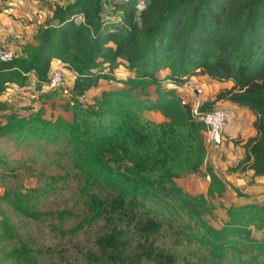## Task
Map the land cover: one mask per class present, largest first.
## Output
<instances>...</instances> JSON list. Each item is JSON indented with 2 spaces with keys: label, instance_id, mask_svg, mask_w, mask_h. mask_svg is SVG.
<instances>
[{
  "label": "trees",
  "instance_id": "trees-1",
  "mask_svg": "<svg viewBox=\"0 0 264 264\" xmlns=\"http://www.w3.org/2000/svg\"><path fill=\"white\" fill-rule=\"evenodd\" d=\"M138 3L124 0L109 9L105 0L57 3L48 24L38 28L37 42L23 44L12 60H0V108L10 84L23 86L31 74L47 83L51 63L59 59L76 73L71 96L56 88L44 90L39 99L64 100L63 109L73 118H46L44 107L13 114L0 124V139L71 147L91 202L84 222L115 221L97 237V250L87 254L85 264L264 262V239L254 236L264 230V203L228 207L221 228L205 220L208 199L223 197L226 183L208 164L202 168L208 154L206 124L157 75L167 70L166 78L178 86L198 75L233 82L200 109L229 100L256 115V135L243 144L236 168L264 176V0H146L141 12ZM120 12L122 19L109 18ZM122 62L135 73L131 88L105 90L94 104H81L78 96L101 79H112ZM105 64L109 72L103 71ZM151 87L155 99L135 92ZM150 110L160 111L165 120L151 119ZM194 174L210 177L206 194L193 196L179 186L177 179ZM30 198L0 196L18 213L37 218ZM57 229L64 234L62 223ZM16 235L11 220L0 217V264H41L34 251L16 243ZM167 235L174 237L172 245L159 247L156 239ZM186 246L211 259L192 254L182 259Z\"/></svg>",
  "mask_w": 264,
  "mask_h": 264
},
{
  "label": "rangeland",
  "instance_id": "rangeland-1",
  "mask_svg": "<svg viewBox=\"0 0 264 264\" xmlns=\"http://www.w3.org/2000/svg\"><path fill=\"white\" fill-rule=\"evenodd\" d=\"M68 1L41 0L37 7L45 9L46 15L44 21L37 19L42 22L39 27L48 24L57 3L66 4ZM122 1L124 0H105L104 6L109 9L113 4ZM37 7L35 6L32 11ZM32 16L34 17V15ZM118 17L123 18L122 12L113 14L109 18L118 19ZM127 67L125 68L127 69ZM123 75L120 74L121 77L118 80L114 79V83H117L118 88H131L132 79ZM157 75L159 78H164L167 72L162 69L157 72ZM68 78L71 79L69 76ZM231 84L233 86V83ZM219 86V89H225L231 85ZM45 88H47L46 85L39 81L36 74L29 78L26 86L10 84L2 96L4 106L0 108V124H5L13 114H28L31 111H36L40 106H43L47 111L45 117L54 118L58 115L61 105L51 107V103L39 99V94ZM197 88L201 92L204 90L202 85ZM148 91L135 90L140 97L149 96ZM90 99L93 100V97ZM247 124L252 129L253 123L250 119H247ZM249 134L248 132L246 137L239 135L237 137L239 140L236 143L246 140ZM224 144V162L219 172L231 176H236V174H240L239 177L245 176L243 172L247 170L242 171L236 168L243 153L241 145L236 144L227 150L228 141ZM202 168L206 170V165ZM246 176L250 177L248 174ZM208 181V178L201 174L194 178H181L178 180V184L186 192L195 196L206 194ZM254 183L257 182L250 180L248 185ZM229 184L230 192L223 197L208 199L207 207L204 210L205 220L217 228H221L228 220L226 212L228 207L240 206L238 205L239 198L253 200L252 195L248 194L251 192L243 193L242 188L234 187L231 182ZM88 193L84 185L83 172L73 161L71 147L66 144L53 143L35 145L32 139H23L18 144L5 138L0 139V196L6 194L16 197L20 194H29L31 195L30 202L39 214L37 218L26 217L18 213L9 202L0 199V217L7 216L11 220L17 228L16 243L29 248L31 252L34 251V257L36 256L41 264H85L87 254L97 250V237L112 229L115 221L102 219L92 225L84 222V216L90 213L91 202ZM64 213L69 217L64 218L62 216ZM61 223L64 234L57 229ZM80 225L81 227H79ZM254 236L264 239V230H255ZM173 241L174 237L170 235L159 236L156 239L157 245L165 248L170 247ZM186 254H192L199 260L211 259L208 253L198 252L191 246L180 250L182 259ZM180 264L185 263L180 261ZM248 264H264V262L259 260L248 262Z\"/></svg>",
  "mask_w": 264,
  "mask_h": 264
},
{
  "label": "crops",
  "instance_id": "crops-1",
  "mask_svg": "<svg viewBox=\"0 0 264 264\" xmlns=\"http://www.w3.org/2000/svg\"><path fill=\"white\" fill-rule=\"evenodd\" d=\"M40 2L41 0H0V47L11 48L19 52L23 44L27 42H31L35 44L37 42L35 39V35H36L37 28L39 27V24H41L42 22L37 20L35 16H34L35 18L32 16L33 15L32 10L34 9L35 6L37 7ZM125 67H127L126 63L122 62L117 68L114 69L112 73L113 75L112 79H101L97 86L87 91L86 94L89 98L90 104H94L95 98L100 97L103 91L110 90V89H117L118 86H117V83H114V79L118 80L121 77L120 74H124L123 76H127L128 78H134L135 73L132 72L128 67L127 69ZM103 71L109 72L108 64L104 65ZM164 71L168 73L167 70L164 69ZM63 72L65 76L67 77L68 82L72 88L74 85L75 78H76V73L72 71L71 69L67 68L66 66L63 67ZM32 75L34 74H31L28 77V81ZM68 76L71 79H69ZM166 76L164 78L160 77L161 84L167 88H175L177 91V94L183 97L187 102H190L192 105L196 103L201 105L204 102L214 99L216 94L220 90H222L218 88L220 87L219 85L230 84L232 86L231 83H233V82H219V81L215 82L216 80L211 79L207 75H198V76L192 77L191 80L187 84L178 86L172 83L169 79H167ZM44 84L46 85V83ZM13 85H18V84H13ZM199 85H202L204 87V90L201 93H198L196 90V88L199 87ZM23 86H26V84ZM231 86L229 88H231ZM99 88L100 90H98ZM44 90H47V88H45ZM148 90H149L148 91L149 96H151L152 99H155L156 98L155 88L151 87ZM2 96H1V99H2ZM65 97L69 98L67 96ZM91 97H93V100L90 99ZM49 103H51V107H54L56 105H61V111L58 113V115H56L53 118V120H55L58 116H62L69 121L72 120L73 118L72 113L65 111L63 109L64 100H58V101L49 102ZM40 107H43V106H40ZM214 107H220V108H223L229 111L231 115V119L228 122L223 132V137H224L223 144L219 146H213V145L207 146L208 154H207L205 165L208 164L209 166H211L214 169V171L226 183L227 189L224 195L230 192L231 186L229 182L233 183L234 187H237L239 189L242 188L243 193H245L246 191L251 192L248 194L252 195L253 200L251 199L244 200L241 197L238 199V201L240 202L238 205H241L246 202L264 203V195H262V193H264V176H255L253 175V171L251 170H247L243 172L245 176L243 175L242 177H239L240 174H236V176H231V175L219 172L224 162L223 155L225 153V149H224L225 142L228 141L227 150L230 149L231 146H235L236 144L241 145V149L243 150L241 158L243 157V154H244L243 144L249 139V137L256 135V129L254 128V126L252 127V129L249 128L247 124V119H250L251 122L253 123L254 120L256 119V115L250 110L240 107L239 105L229 100L218 101L214 105ZM53 111L55 110L53 109ZM146 115L150 117L151 119L158 121V122L165 120V116L160 111L150 110L146 112ZM248 132L250 134L246 140H244L243 142H239L240 144L236 143V141L239 140L237 139L239 135H241L242 137H246L245 135H247ZM246 174H248L250 177L246 176ZM197 175H200V174L189 175L187 177L194 178V177H197ZM183 178H186V177H183ZM207 178L209 180L207 184V189H208L210 177L207 176ZM178 180L179 179H177V182ZM250 180H254L257 183H254L249 186L248 183ZM259 191H261V193H259Z\"/></svg>",
  "mask_w": 264,
  "mask_h": 264
},
{
  "label": "built area",
  "instance_id": "built-area-1",
  "mask_svg": "<svg viewBox=\"0 0 264 264\" xmlns=\"http://www.w3.org/2000/svg\"><path fill=\"white\" fill-rule=\"evenodd\" d=\"M146 7V0H139L137 8L139 12L143 11ZM45 9L36 8L32 11L33 15L39 19L40 21H44L45 19ZM16 56L15 50L7 47H0V60L1 61H9L12 60ZM65 64L59 60L54 59L51 63L50 70V79L46 83V87L48 89H56L60 88L63 91V94L67 97L71 96V86L68 82L67 77L63 72V67ZM198 93H201V90L196 88ZM183 102L186 100L181 97ZM78 99L83 105H90L89 98L87 94H82L78 96ZM192 115L202 120L206 124L205 131V141L207 146H219L223 144L224 137L223 132L231 119V115L229 111L220 107H213L208 111H202L200 109V104L196 103L192 105Z\"/></svg>",
  "mask_w": 264,
  "mask_h": 264
},
{
  "label": "water",
  "instance_id": "water-1",
  "mask_svg": "<svg viewBox=\"0 0 264 264\" xmlns=\"http://www.w3.org/2000/svg\"><path fill=\"white\" fill-rule=\"evenodd\" d=\"M111 166H115V163L114 162H111Z\"/></svg>",
  "mask_w": 264,
  "mask_h": 264
},
{
  "label": "clouds",
  "instance_id": "clouds-1",
  "mask_svg": "<svg viewBox=\"0 0 264 264\" xmlns=\"http://www.w3.org/2000/svg\"><path fill=\"white\" fill-rule=\"evenodd\" d=\"M187 102V101H186ZM201 106V105H200ZM207 145V144H206ZM208 148V147H207Z\"/></svg>",
  "mask_w": 264,
  "mask_h": 264
}]
</instances>
